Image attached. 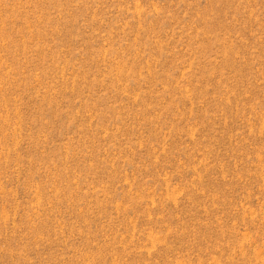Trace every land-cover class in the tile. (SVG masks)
<instances>
[{"label": "rangeland", "instance_id": "374dc122", "mask_svg": "<svg viewBox=\"0 0 264 264\" xmlns=\"http://www.w3.org/2000/svg\"><path fill=\"white\" fill-rule=\"evenodd\" d=\"M0 264H264V0H0Z\"/></svg>", "mask_w": 264, "mask_h": 264}]
</instances>
